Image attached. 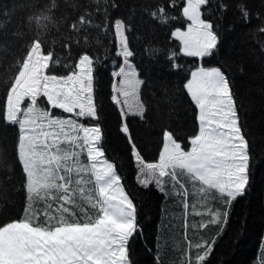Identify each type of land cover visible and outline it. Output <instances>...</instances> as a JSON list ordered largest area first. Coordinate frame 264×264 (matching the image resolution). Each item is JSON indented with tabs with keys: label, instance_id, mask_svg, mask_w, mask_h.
Here are the masks:
<instances>
[{
	"label": "trees",
	"instance_id": "16d2710c",
	"mask_svg": "<svg viewBox=\"0 0 264 264\" xmlns=\"http://www.w3.org/2000/svg\"><path fill=\"white\" fill-rule=\"evenodd\" d=\"M186 0H0V228L24 221L45 231L94 225L103 217L99 202L89 196L95 186L82 139L80 163L73 179L43 196L29 198L27 177L19 160L18 122L7 119V100L29 53L42 46L49 74L75 73L82 57L92 64L96 96L105 73L119 65L115 24L124 25L130 61L141 81L143 125L150 120L187 144L198 131L197 108L186 89L201 63L219 68L230 88L238 126L247 142V186L230 198L183 169L167 175L163 189L144 188L136 181L133 161L112 145L107 112L102 117L100 148L115 163L122 187L135 207L136 230L128 238V264H264V0H206L201 18L210 23L217 44L200 60L182 53L176 29L190 23ZM36 104L38 107L41 101ZM79 125V124H78ZM70 143L65 146L70 152ZM70 158L65 161L69 172ZM77 160V158H76ZM199 184L209 192L220 214L208 222L185 224L181 191ZM70 195V196H69ZM183 197V196H182ZM204 221V222H203ZM192 225V227H191Z\"/></svg>",
	"mask_w": 264,
	"mask_h": 264
},
{
	"label": "rangeland",
	"instance_id": "374dc122",
	"mask_svg": "<svg viewBox=\"0 0 264 264\" xmlns=\"http://www.w3.org/2000/svg\"><path fill=\"white\" fill-rule=\"evenodd\" d=\"M204 3L186 0L184 13L190 26L173 33L181 41L183 53L199 59L216 43L210 25L201 19ZM116 33L119 65L103 76L99 96L94 92L89 58L82 57L77 71L67 77L52 75L48 72L49 57L35 46L10 91L6 108L7 119L12 124L18 122L20 129L18 156L26 173L29 198L69 185L75 163L83 170L80 178L86 184V169L80 163L82 147L78 145L76 150L75 146L79 138L96 190L89 197L100 203L103 217L94 225L60 227L50 232L24 221L10 222L0 228V264H128L126 245L136 230L135 207L122 187L115 163L100 148L102 117L97 101L107 112L113 148L133 161L139 186H154L160 192L165 177H175L176 169H183L230 197L245 192L247 142L222 71L199 67L187 82L199 127L184 146L159 127L157 118L150 120L151 130L143 125L141 81L130 61L121 21ZM38 100L42 105L36 107ZM204 189L195 184L189 192L183 186V197H179L183 198L186 226H190V218L195 224L197 219L208 222L220 214L213 196Z\"/></svg>",
	"mask_w": 264,
	"mask_h": 264
}]
</instances>
